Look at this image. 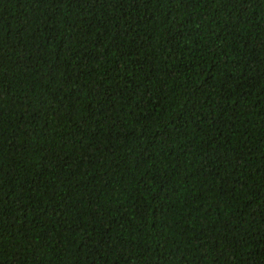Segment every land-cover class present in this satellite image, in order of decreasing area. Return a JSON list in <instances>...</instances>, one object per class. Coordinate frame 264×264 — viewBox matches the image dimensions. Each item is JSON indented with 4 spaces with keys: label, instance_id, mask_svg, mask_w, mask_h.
Returning <instances> with one entry per match:
<instances>
[{
    "label": "trees",
    "instance_id": "16d2710c",
    "mask_svg": "<svg viewBox=\"0 0 264 264\" xmlns=\"http://www.w3.org/2000/svg\"><path fill=\"white\" fill-rule=\"evenodd\" d=\"M0 264H264V0H0Z\"/></svg>",
    "mask_w": 264,
    "mask_h": 264
}]
</instances>
